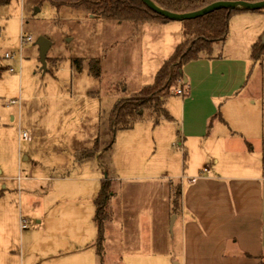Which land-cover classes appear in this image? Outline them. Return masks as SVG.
I'll return each instance as SVG.
<instances>
[{
	"label": "rangeland",
	"instance_id": "obj_1",
	"mask_svg": "<svg viewBox=\"0 0 264 264\" xmlns=\"http://www.w3.org/2000/svg\"><path fill=\"white\" fill-rule=\"evenodd\" d=\"M234 23L239 36L214 43L213 52L226 57L236 50L249 57L242 29L250 30L256 21L232 19L230 32ZM132 29L130 22L97 20L50 0L0 4V264H30L40 255L62 257L61 250L77 249L89 259L87 238L90 231L98 233L94 199L105 179L111 192L106 210L113 212L104 222L106 264H132L145 253L152 256L148 261L168 257L151 249L170 239L165 220L171 191L165 185L175 181L171 174L181 173L183 163L187 169L190 159L196 170L210 164L196 155L183 159L178 140L183 97L175 93L181 85L165 103L170 119L156 126L146 120L131 129L110 128L116 100L151 84L172 54V42L182 40L179 22L148 25L137 37ZM22 36L31 41L21 43ZM39 37L51 43L45 68ZM90 58L100 59V78L88 73ZM257 58L249 60L247 79L258 94L253 109L263 123L264 50ZM73 59L84 60L80 71ZM118 81L124 88L109 94ZM253 102L244 100L248 107ZM95 140L98 153L82 157Z\"/></svg>",
	"mask_w": 264,
	"mask_h": 264
},
{
	"label": "crops",
	"instance_id": "obj_2",
	"mask_svg": "<svg viewBox=\"0 0 264 264\" xmlns=\"http://www.w3.org/2000/svg\"><path fill=\"white\" fill-rule=\"evenodd\" d=\"M50 1L65 4L78 0ZM241 18L250 20V24L256 21L250 30L242 29L249 57L240 56L236 50L223 57L212 49L210 58L201 57L182 68L186 84L180 88L183 99L178 113V140L183 159L196 155L210 168L208 172L196 170L190 159L186 170L183 163L181 173L171 174L175 181L165 186H178L180 194L176 204L170 196L166 209L170 239L151 248L154 254L168 257L148 261L152 256L145 253L143 259L132 264H264V121L253 109L252 100L258 94L247 79L249 60L253 58L251 46L264 33V10L232 15L224 40L233 33L239 36L238 23H234L232 33L229 27L232 19L237 22ZM148 25L160 26L143 25L136 35L132 29V37ZM177 44L175 39L170 49L173 51ZM245 99L253 102L251 107L244 104ZM96 238L90 231L86 242L89 259L77 253L78 249L61 250L57 255L62 253V257L40 255L30 264H67L58 260L69 256L75 259L72 264H94V254L98 256ZM168 243L170 248L164 249Z\"/></svg>",
	"mask_w": 264,
	"mask_h": 264
},
{
	"label": "trees",
	"instance_id": "obj_3",
	"mask_svg": "<svg viewBox=\"0 0 264 264\" xmlns=\"http://www.w3.org/2000/svg\"><path fill=\"white\" fill-rule=\"evenodd\" d=\"M163 9L175 12L186 13L198 10L205 5L218 0H151ZM237 1V0H235ZM247 2H258L263 0H240ZM7 3V0H0V4ZM51 3L55 6H68L79 10L97 20L127 21L131 23L133 32L136 35L140 28L146 24H165L169 21L148 9L140 0H78L70 3ZM259 9L256 11H261ZM244 11V9H219L201 17L180 21L182 25V40L175 46L173 53L165 59L157 70L153 82L144 85L130 98L118 99L113 105L109 115V126L115 130L131 129L140 121L150 120L152 125H157L162 119H170L165 108L167 98L171 95L173 88L186 83L182 68L185 64L200 59L210 58L213 44L224 41L228 31V22L232 15ZM264 45L260 40L251 46L252 57H259L262 54ZM47 62V57H46ZM83 59H73L77 70L82 69ZM88 73L93 78H100V59L90 58L87 60ZM124 81H118L111 88L109 94H116L124 88ZM178 89V88H177ZM148 115V117H146ZM98 151V144L95 140L91 148L85 149L81 156L84 158L93 157ZM109 180H103L100 190L94 199L95 215L94 221L97 226L96 251L100 264H106V252L104 250V222L111 220L112 212L106 210V203L111 195ZM178 186L170 189L173 204H176L179 197ZM176 206V205H175Z\"/></svg>",
	"mask_w": 264,
	"mask_h": 264
},
{
	"label": "water",
	"instance_id": "obj_4",
	"mask_svg": "<svg viewBox=\"0 0 264 264\" xmlns=\"http://www.w3.org/2000/svg\"><path fill=\"white\" fill-rule=\"evenodd\" d=\"M148 9L156 13L157 15L162 16L163 18L167 19L168 21H183V20H191L198 17H201L205 14L213 12L219 9H244L248 11H256L259 9H264V0L258 2H247V1H240V0H218L212 3L205 5L204 7L190 11L186 13H175L166 9L161 8L157 4H155L151 0H140ZM260 42L264 45V33L260 38ZM38 45V56L40 63L43 68L46 67V56L48 49L50 48L51 43L44 37H39L36 41Z\"/></svg>",
	"mask_w": 264,
	"mask_h": 264
},
{
	"label": "built area",
	"instance_id": "obj_5",
	"mask_svg": "<svg viewBox=\"0 0 264 264\" xmlns=\"http://www.w3.org/2000/svg\"><path fill=\"white\" fill-rule=\"evenodd\" d=\"M31 41V37L30 36H22L21 37V43H28ZM4 57L5 58H13L14 57V54L12 53H5L4 54ZM177 95H182V90L181 89H176V92H175ZM26 133L25 132H22V136H25ZM208 168L205 167L202 171L203 172H208ZM26 227V224L25 223H22L21 224V228H25Z\"/></svg>",
	"mask_w": 264,
	"mask_h": 264
}]
</instances>
